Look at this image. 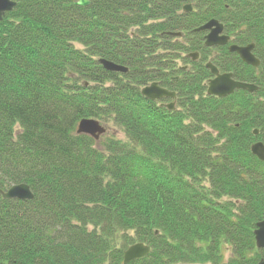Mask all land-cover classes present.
<instances>
[{"label": "trees", "instance_id": "16d2710c", "mask_svg": "<svg viewBox=\"0 0 264 264\" xmlns=\"http://www.w3.org/2000/svg\"><path fill=\"white\" fill-rule=\"evenodd\" d=\"M76 1L16 0L0 21V264H123L136 243L150 253L130 264H257L264 0ZM210 20L260 65L206 48ZM208 61L257 89L207 95ZM152 83L173 110L140 94ZM83 119L126 142L77 134ZM21 184L31 200L2 198Z\"/></svg>", "mask_w": 264, "mask_h": 264}, {"label": "water", "instance_id": "95a60500", "mask_svg": "<svg viewBox=\"0 0 264 264\" xmlns=\"http://www.w3.org/2000/svg\"><path fill=\"white\" fill-rule=\"evenodd\" d=\"M77 7H86L90 4L87 0H78L73 3ZM16 5V0H0V21L3 16L10 12ZM184 11H190V6H185ZM207 31L204 37V46L207 48L225 46L228 43V37L222 34L223 26L216 20H211L205 25L195 30ZM180 34H173V36H179ZM253 45H247L245 47H238L230 45L228 51L238 55L240 60L246 65L257 67L259 61L252 54ZM192 60H196L198 55L193 54L189 56ZM100 64L103 68L110 72L126 73L127 68L115 65L111 62L101 60ZM206 68L209 69L212 79L208 81L206 93L209 96L217 98H224L228 95L233 94L236 90H243L247 92H254L257 88L253 85L236 82L232 79V75L229 73L220 74L218 70L211 64L207 63ZM141 95L150 101H160L163 99H175V93L170 92L166 89L161 88L157 83H152L149 86L144 87L141 90ZM168 110L174 109V103L166 105ZM77 134L87 135L98 141L99 137L105 133V129L100 125L97 120L94 119H83L79 121L76 129ZM254 134H257L255 131ZM250 152L259 161L264 162V146L262 143L257 142L250 148ZM4 199H16L20 201H29L33 198V195L27 185L21 184L12 186L6 192L2 193ZM255 243L258 249H264V221L256 225L254 231ZM150 253V247L136 243L131 245L123 254V264H130L134 261L145 258ZM257 264H264V258L261 259Z\"/></svg>", "mask_w": 264, "mask_h": 264}, {"label": "rangeland", "instance_id": "374dc122", "mask_svg": "<svg viewBox=\"0 0 264 264\" xmlns=\"http://www.w3.org/2000/svg\"><path fill=\"white\" fill-rule=\"evenodd\" d=\"M75 47L78 49H81V47L77 44H75ZM101 125L105 128L106 132L100 138L99 143L105 140L106 138H115L116 140L126 142V139L124 138V135L122 134V132L117 127H115L111 122H109L108 124L101 123Z\"/></svg>", "mask_w": 264, "mask_h": 264}, {"label": "flooded vegetation", "instance_id": "af4514ba", "mask_svg": "<svg viewBox=\"0 0 264 264\" xmlns=\"http://www.w3.org/2000/svg\"><path fill=\"white\" fill-rule=\"evenodd\" d=\"M193 10L191 9L190 10V12H192ZM206 33V32H205ZM222 34H224V30L222 31ZM225 35V34H224ZM205 36V35H204ZM231 38L230 37H228V43L225 45V46H220V47H212V48H208V49H215V48H221V47H227V51H228V47L230 46V45H233V44H231V40H230ZM250 45V44H249ZM253 45V44H252ZM235 46H237V45H235ZM247 46V45H246ZM238 47H245V46H238ZM229 52V51H228ZM230 53V52H229ZM233 54H235V53H233ZM252 54H253V56L256 58V56H255V54H254V45H253V50H252ZM237 57H238V55L237 54H235ZM199 58H200V56H199V54H198V57H197V59L196 60H199ZM239 58V57H238ZM257 59V58H256ZM239 60H240V58H239ZM258 60V59H257ZM241 61V60H240ZM259 61V60H258ZM208 62H210V61H208ZM211 63V62H210ZM241 63L242 64H244V65H246L245 63H243L242 61H241ZM212 64V63H211ZM213 65V64H212ZM259 65H260V61H259ZM258 65V66H259ZM214 66V65H213ZM247 66H249V65H247ZM257 66V67H258ZM215 67V66H214ZM250 67H252V66H250ZM257 67H253V68H257ZM216 68V67H215ZM217 69V68H216ZM218 70V69H217ZM218 72H219V70H218ZM220 73V72H219ZM232 75V74H231ZM212 78V77H211ZM233 79V78H232ZM234 80V79H233ZM235 81V80H234ZM240 83V82H239Z\"/></svg>", "mask_w": 264, "mask_h": 264}]
</instances>
